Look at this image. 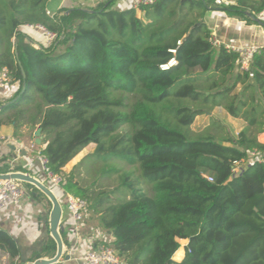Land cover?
I'll use <instances>...</instances> for the list:
<instances>
[{"label":"trees","instance_id":"trees-1","mask_svg":"<svg viewBox=\"0 0 264 264\" xmlns=\"http://www.w3.org/2000/svg\"><path fill=\"white\" fill-rule=\"evenodd\" d=\"M49 1L0 0V70L19 86L0 102V126L42 130L46 146L35 153L65 176L66 193L89 202L124 264H264V47L242 72L240 53L214 47L206 22L224 13L264 25V0H157L138 10H114L109 0L52 17ZM25 26L57 38L47 46ZM215 110L244 122L237 136L214 115L205 130L192 129ZM91 145V158L110 166L104 174L119 176L114 190L91 192L66 172ZM253 153L263 159L249 162ZM114 159L131 169L109 165ZM15 172L31 175L0 167ZM22 184L51 211L42 192ZM0 252L24 263L1 228ZM56 253L49 237L28 261Z\"/></svg>","mask_w":264,"mask_h":264},{"label":"crops","instance_id":"crops-1","mask_svg":"<svg viewBox=\"0 0 264 264\" xmlns=\"http://www.w3.org/2000/svg\"><path fill=\"white\" fill-rule=\"evenodd\" d=\"M108 1L109 0H50L47 4V12L52 17L63 9L94 8L98 4ZM133 1L134 0H117L113 5V9L125 10L132 8ZM221 1L230 3L234 0ZM206 22L212 32L213 38L217 39L227 48L240 51L249 47H256L258 49L264 47V25L260 23L256 25H246L244 22L235 18H230L224 13H212L209 15ZM21 30L44 43L42 33H40L37 28L31 29L25 26L22 27ZM18 89V84H14L7 89L0 90V102L13 99ZM218 111L231 117L222 110ZM217 113V110H215L212 115H207H214L217 117ZM231 118L230 121L232 122ZM233 123L239 125L237 128L238 130L235 131V135H233L237 136L244 126V122L239 120ZM12 128L13 127L10 126H0V138L7 136L13 138L12 142H0V162L4 160V162L0 163V167L9 166L11 168H24L33 177L46 184L43 179L40 164L36 158L38 154L35 153L39 150L37 146L42 149L46 146H41V144L38 145L36 143V132L38 129L32 133V130L26 124L19 129V136L15 137V131ZM230 132L232 133V131ZM40 138L42 142V133ZM258 140L264 144V133L258 136ZM17 143L22 145L20 152L17 150L19 149L18 146L15 145ZM70 171L71 170L67 166L66 172ZM63 192L66 191L64 189H54V194L58 199V194L62 195ZM50 212L45 201H36L28 191L18 205H9L0 210V228L17 241L22 253L21 260L24 262L23 264L28 263L29 258L35 252L40 251L47 239L51 237L49 225ZM75 225V222L69 216L68 212L63 209L60 233H63L64 237L69 242L68 247H65L68 251L66 255L69 256V251L74 252V255L70 257L69 260H61L62 264H83L81 259L86 252L95 250L104 243H111L113 241L112 235L101 226L98 217L90 210L78 234L75 231ZM185 245H187V241L186 244L184 241L182 246ZM4 256L2 264H12L9 256ZM181 257H184V253Z\"/></svg>","mask_w":264,"mask_h":264},{"label":"built area","instance_id":"built-area-1","mask_svg":"<svg viewBox=\"0 0 264 264\" xmlns=\"http://www.w3.org/2000/svg\"><path fill=\"white\" fill-rule=\"evenodd\" d=\"M157 0H134L132 3V8L140 9L142 7H147L154 4ZM261 19H264V9L262 13L259 15ZM31 29H38L40 33H42L43 40L45 45L50 46L57 38V34L50 32L40 26H27ZM211 44L214 47H220L222 44L215 38L211 39ZM227 48V47H226ZM230 49V48H228ZM232 50V49H230ZM240 53V71H247L251 64L253 55L259 52V49L256 47H249L243 50H233ZM175 64V61H171L169 66ZM169 66H163L162 69H168ZM12 84L11 73L8 68H2L0 70V90L7 89ZM13 138L10 136L1 137L0 142L4 141L6 143L12 142ZM18 146V152L22 149V145L20 143L15 144ZM38 163L41 167V172L43 175V179L45 181L46 186H50L51 188L63 189L62 187L66 183V178L62 174H57L53 172L48 166V159L38 154L36 157ZM255 159L262 160L263 157L261 155L256 156L254 153L250 155V161ZM241 165L237 164L233 170L235 175L241 173ZM43 183V182H42ZM44 184V183H43ZM27 193V190L23 186V184L19 181L15 180H0V210L6 208L9 205H18L22 198ZM62 208L65 209L69 216L75 222V231L77 234L80 232L81 225L85 222L87 218V214L89 213V202L86 199H82L76 196H73L69 193L63 192V194L58 199ZM109 243H104L102 246L95 250H90L85 253L82 257L83 264H124L121 258L118 256L117 252L113 249L112 246L108 245ZM65 252H68L65 249ZM74 252L69 251V257H73ZM19 258L16 259L15 264H19ZM26 264H34L32 262H28Z\"/></svg>","mask_w":264,"mask_h":264},{"label":"rangeland","instance_id":"rangeland-1","mask_svg":"<svg viewBox=\"0 0 264 264\" xmlns=\"http://www.w3.org/2000/svg\"><path fill=\"white\" fill-rule=\"evenodd\" d=\"M26 103H23L22 107H25ZM217 119L220 120L222 123L226 124L228 129L232 131V135H235V131H237L238 126L234 121H239L234 118L228 117L227 115L222 114L217 110ZM212 115V114H211ZM211 115L200 116L197 117L192 129L195 132L203 131L206 127L210 125V117ZM230 118L232 122L230 121ZM28 121L27 119L25 120ZM15 132H18L19 129L12 128ZM33 133V132H32ZM94 145L84 149L78 156H76L69 164L68 167L74 173V177L76 180L85 188H90L91 192L94 193H101L106 192L109 190H114L119 185V176L115 175H105L103 170H106L108 167L103 161H95L94 158H91L94 152ZM109 165H116L117 167L123 168L125 170H130L131 167L125 165V163L114 159L109 162ZM49 188L54 192L56 188ZM26 189V188H25ZM27 190V189H26ZM59 198L61 195H59ZM58 198V197H57ZM181 246L183 245L184 241H181ZM186 244V241H185ZM180 254L176 255V260H181L183 253H185L184 249L180 250ZM185 255V254H184ZM4 254L0 252V264L3 262Z\"/></svg>","mask_w":264,"mask_h":264},{"label":"water","instance_id":"water-1","mask_svg":"<svg viewBox=\"0 0 264 264\" xmlns=\"http://www.w3.org/2000/svg\"><path fill=\"white\" fill-rule=\"evenodd\" d=\"M22 76H23V79L25 80L26 77H25V72L23 70H22ZM41 132H42L41 129H38L36 132V138H37L36 143L38 145L41 144V138H40ZM0 180H15L21 183L33 185L40 192H42L52 203V209H51L50 218H49V225H50V231H51V238L54 239V241L57 244V253L55 257L52 259H39L35 261L34 264H58L61 262V260H69L70 257L66 255V252H65L66 248L64 246L63 239L60 233V230H61L60 224H61V219L63 215V208L58 198L54 194V192L48 186H46L41 181H39L38 179H36L35 177L29 174H24L20 172L1 174Z\"/></svg>","mask_w":264,"mask_h":264}]
</instances>
